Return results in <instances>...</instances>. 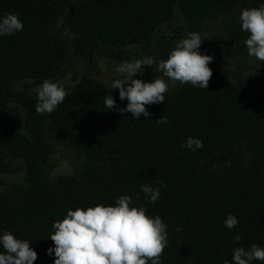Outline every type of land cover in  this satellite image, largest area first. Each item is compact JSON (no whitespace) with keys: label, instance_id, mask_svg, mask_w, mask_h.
Instances as JSON below:
<instances>
[{"label":"trees","instance_id":"16d2710c","mask_svg":"<svg viewBox=\"0 0 264 264\" xmlns=\"http://www.w3.org/2000/svg\"><path fill=\"white\" fill-rule=\"evenodd\" d=\"M262 4L264 0H0V16L15 13L24 25L15 35L0 36V174L8 173L9 161L15 159L24 173L22 183L0 191V234L10 231L29 241L42 264H53L55 255L47 249L54 248L49 239L54 221L68 210L114 206L120 195H129L131 206L144 207L167 226L161 264H233L235 248L253 243L264 248V74L214 66L207 89L181 84L165 94L164 102L146 108L150 117L138 119L106 110L104 96L117 98L119 92L88 75L68 89L51 114L36 113L37 99L28 85L22 90L13 86L20 80H50L61 72L67 44L56 23L63 14L77 33L75 54L89 61L95 56L127 58L132 46H139L138 54L150 46L169 47L170 40L189 32L160 34L161 24L176 12L191 32L201 34L200 47L207 43L223 61L225 54L242 52L244 38L234 33L223 46H215L202 35V23L224 19L237 7ZM161 116L170 123L158 124ZM46 130L82 152L85 163L78 176L50 181ZM188 137L200 139L203 148L181 147ZM144 184L160 188L158 201L146 202ZM228 214L238 219L233 229L224 225Z\"/></svg>","mask_w":264,"mask_h":264},{"label":"clouds","instance_id":"9594fccd","mask_svg":"<svg viewBox=\"0 0 264 264\" xmlns=\"http://www.w3.org/2000/svg\"><path fill=\"white\" fill-rule=\"evenodd\" d=\"M241 30L248 34L244 41L247 54L264 63V4L260 7L242 9L239 15ZM24 25L15 13L0 16V36H12L23 31ZM204 39L199 32H190L186 38L175 43L167 59L157 62L151 56L132 58L119 64L115 71L119 78L111 83L112 89L119 90V99L127 100L123 108L117 106L112 95L103 98L104 108L114 109L119 113H131L133 118L150 117L146 105L165 101L169 91V82L175 86L190 84L193 87L207 89L212 77L209 64L211 55L201 54L199 48ZM144 66L155 67L156 71L168 78H156L144 82L133 77L141 73ZM37 114H51L61 104L67 91L61 84L45 79L38 87ZM158 124H168L166 117L157 119ZM188 150L203 148L198 138L188 137L181 145ZM161 188L166 185L161 184ZM147 203L160 199V188L149 184L141 186ZM139 196V194H137ZM132 197L120 195L114 206H95L68 210L62 220L54 221V232L49 239L54 248L47 249L49 255L54 253L53 264H161V257L168 244L166 224L161 217H150L144 207L131 206ZM238 219L228 214L224 225L228 229L237 226ZM240 235L234 237L235 242ZM0 264H34L37 253L27 240L18 239L12 232L0 234ZM264 261V248L253 243L250 247H237L232 253L233 264H252ZM224 264H229L227 260Z\"/></svg>","mask_w":264,"mask_h":264},{"label":"rangeland","instance_id":"374dc122","mask_svg":"<svg viewBox=\"0 0 264 264\" xmlns=\"http://www.w3.org/2000/svg\"><path fill=\"white\" fill-rule=\"evenodd\" d=\"M243 8H234L228 16L224 19L218 18L206 21L201 25L202 35L212 40L215 46H223L224 39H229L234 33H238L237 38H244L246 40L248 34L241 30L239 15ZM65 14L57 21L56 31L58 35L67 44L66 49V61L62 66L61 72L53 79V82L61 84L66 91L70 89L75 83H77L83 75H88L94 81L103 84L106 88H111V83L114 79L119 78V74L115 71L116 67L126 60L132 58H141L143 56H151L157 62L162 59H167L168 54L174 48L175 43L179 40L186 38L191 32L190 24H188L183 16L176 12L173 18L159 27L160 34L172 36L177 31H189L185 34H178L177 37L169 41L170 46L164 49L155 48L150 46L149 50L145 53L138 54L139 46H132L126 49L127 58L121 60H115L103 56H95L93 61L83 58L82 56L75 54L73 43L77 37V33L73 31L69 26L65 18ZM243 41V42H244ZM205 48H199L201 54L211 55L213 61L208 65L209 68L214 66H220L221 69H233L240 72L243 75L253 72H260L264 74V63L256 60L254 57H250L247 54L246 45L242 52L225 54L224 60H217L214 56V51L208 49L207 43ZM206 50L205 52H202ZM234 51V50H233ZM215 67V68H216ZM134 79H140L144 82H149L156 78H162L168 82V78L164 77L162 73L155 70V67L144 66L141 73L136 74ZM42 82H34L32 80H20L13 84L16 90H22L25 85L29 86V94L37 99V91L39 85ZM181 84L176 83L172 86L169 82V91L165 94H169L174 91ZM119 92L118 89H112ZM119 94V93H118ZM113 98L116 101L118 107L123 108L127 105V100L121 101L118 96ZM159 103L146 105L148 109H152L158 106ZM110 113H116L118 111L114 109H107ZM44 149L46 150V168L49 174L51 182H55L58 178L64 176H78L84 166L85 160L82 152L74 146L71 142L64 139L56 132L46 130L44 134ZM10 162V170L8 173L0 174V191L4 190L12 183H22L24 179L23 169H20L21 161L15 159ZM34 264H42L39 259L34 261Z\"/></svg>","mask_w":264,"mask_h":264}]
</instances>
